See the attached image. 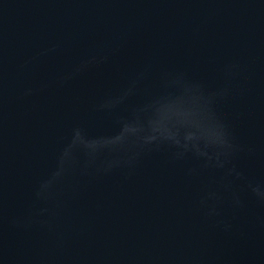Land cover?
I'll return each instance as SVG.
<instances>
[{"label": "water", "instance_id": "1", "mask_svg": "<svg viewBox=\"0 0 264 264\" xmlns=\"http://www.w3.org/2000/svg\"><path fill=\"white\" fill-rule=\"evenodd\" d=\"M0 264H264V0H0Z\"/></svg>", "mask_w": 264, "mask_h": 264}]
</instances>
